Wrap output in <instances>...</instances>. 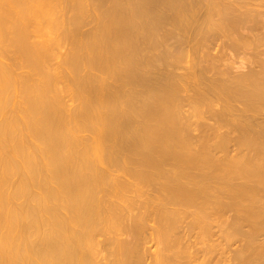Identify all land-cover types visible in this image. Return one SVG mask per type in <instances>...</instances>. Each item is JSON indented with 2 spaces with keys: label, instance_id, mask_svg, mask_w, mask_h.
Returning a JSON list of instances; mask_svg holds the SVG:
<instances>
[{
  "label": "bare ground",
  "instance_id": "6f19581e",
  "mask_svg": "<svg viewBox=\"0 0 264 264\" xmlns=\"http://www.w3.org/2000/svg\"><path fill=\"white\" fill-rule=\"evenodd\" d=\"M0 264H264V0H0Z\"/></svg>",
  "mask_w": 264,
  "mask_h": 264
}]
</instances>
